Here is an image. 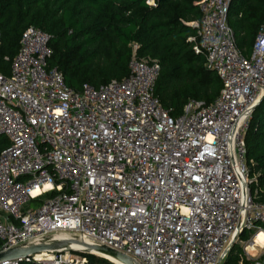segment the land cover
<instances>
[{"label":"built area","instance_id":"1","mask_svg":"<svg viewBox=\"0 0 264 264\" xmlns=\"http://www.w3.org/2000/svg\"><path fill=\"white\" fill-rule=\"evenodd\" d=\"M229 2L200 0L188 37L219 93L209 104L188 100L175 117L152 93L158 62L135 56L136 44L126 76L74 91L47 66L50 35L22 31L9 74L0 73V252L74 239L136 264H224L237 243L239 258L264 264V240L255 241L264 239V201L251 188L244 145L264 95V20L242 55ZM71 253L79 254L46 250L24 260L87 264Z\"/></svg>","mask_w":264,"mask_h":264},{"label":"trees","instance_id":"2","mask_svg":"<svg viewBox=\"0 0 264 264\" xmlns=\"http://www.w3.org/2000/svg\"><path fill=\"white\" fill-rule=\"evenodd\" d=\"M0 0V73L8 75L22 31L33 26L50 35L47 66L56 67L63 83L74 91L83 84L98 86L128 74L134 55L155 59L158 75L152 93L158 103L178 116L188 100L209 104L221 82L207 68L203 52L192 50V22L198 21L200 0ZM264 20V0H230L226 14L234 43L244 56ZM5 57L7 59H5ZM7 139L0 134V151ZM245 160L252 189L264 201V95L254 106L244 133ZM53 192L45 194L49 196ZM42 197V198H43ZM42 198L32 200L37 205ZM243 232L241 237H245ZM233 244L224 264H249ZM87 264H112L107 259L80 253ZM17 264H40L20 260Z\"/></svg>","mask_w":264,"mask_h":264},{"label":"water","instance_id":"3","mask_svg":"<svg viewBox=\"0 0 264 264\" xmlns=\"http://www.w3.org/2000/svg\"><path fill=\"white\" fill-rule=\"evenodd\" d=\"M261 98L262 96L260 97V99ZM72 243L78 244L82 248L73 249L69 246ZM56 249L74 250L80 253L93 254L105 258L107 260L108 258H106V256H109L122 264H136L129 256L113 248H110L105 245H89L74 239L50 240L38 244H28L25 246L11 247L5 251L0 252V263L11 260L19 261L28 258L30 255L34 253H38L46 250H56Z\"/></svg>","mask_w":264,"mask_h":264},{"label":"rangeland","instance_id":"4","mask_svg":"<svg viewBox=\"0 0 264 264\" xmlns=\"http://www.w3.org/2000/svg\"><path fill=\"white\" fill-rule=\"evenodd\" d=\"M33 205H35V202H33V201H29L28 203H27V205L26 206H33ZM241 239L244 241L245 240V237H241ZM236 245H237V243H236ZM239 246V245H238ZM239 249L241 250V246H239ZM70 259L71 260H73V261H78V263L79 262H84L85 261V259L83 258V256H81V254H77V253H71L70 254ZM110 262V261H109ZM110 263H112V262H110ZM113 264V263H112Z\"/></svg>","mask_w":264,"mask_h":264},{"label":"bare ground","instance_id":"5","mask_svg":"<svg viewBox=\"0 0 264 264\" xmlns=\"http://www.w3.org/2000/svg\"><path fill=\"white\" fill-rule=\"evenodd\" d=\"M263 240H264V239H263V235H262V233H259V234L257 235L255 241H259V242L261 243V242H263ZM70 247H71V248H81L80 245H78V244H74V243L70 244ZM106 258H108V260H110V261H111L112 263H114V264H122V263L116 261L115 259H113V258H111V257H109V256H106Z\"/></svg>","mask_w":264,"mask_h":264}]
</instances>
